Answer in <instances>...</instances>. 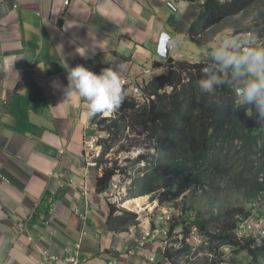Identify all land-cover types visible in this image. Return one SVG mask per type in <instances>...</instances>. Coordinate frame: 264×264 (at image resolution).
<instances>
[{"label": "crops", "instance_id": "1", "mask_svg": "<svg viewBox=\"0 0 264 264\" xmlns=\"http://www.w3.org/2000/svg\"><path fill=\"white\" fill-rule=\"evenodd\" d=\"M197 15L184 0H0V264H40L45 249L77 253L79 264L165 262L160 238L107 229L108 201L85 147L94 115L54 85L68 84L64 56L91 71L123 64L122 77L148 81L169 56L187 54L183 37ZM81 43L95 50L90 58L75 53Z\"/></svg>", "mask_w": 264, "mask_h": 264}, {"label": "trees", "instance_id": "2", "mask_svg": "<svg viewBox=\"0 0 264 264\" xmlns=\"http://www.w3.org/2000/svg\"><path fill=\"white\" fill-rule=\"evenodd\" d=\"M195 3L198 15L189 27V38L200 44L199 36L227 17L246 10L254 0H184ZM241 32V31H236ZM243 32L264 36V20L250 25ZM207 62H189L169 56L166 71L154 76L142 87L148 101L140 104L134 98H125L120 108H135L138 123L145 132L148 145L155 149L156 157L141 154L137 160L150 163L144 175L134 178L131 198L162 189L159 201L174 199L193 185L218 192L222 188H236L248 200H264V123H256L253 112L244 107L236 109L234 91L227 85L216 89L214 95L201 93L197 81L203 78L202 69ZM154 68L160 66L154 62ZM93 124H105L102 130L114 133L118 118L94 115ZM117 139V133L113 141ZM103 141V139H102ZM101 145L102 143H98ZM111 145H105L97 168ZM106 162V161H105ZM125 168L114 162L102 167V174L94 176L98 193L108 190L110 182ZM44 195H49L45 192ZM164 197H162V196ZM106 227L111 232H124L138 224L136 213L108 203ZM216 216L214 220L201 216L169 225L163 256L169 264H178L176 257L191 254L189 238L194 230L205 237L206 256L203 264H215L221 259L222 248L229 247L239 253L247 251L253 258L264 253V242L257 245L252 237L239 240L235 234L238 222L249 216L251 210L233 208ZM119 211V212H117ZM238 216V217H236ZM184 223V224H183ZM181 224V239H172L173 231ZM151 229H155L151 225ZM178 243L175 248L174 244ZM157 264H164L157 262Z\"/></svg>", "mask_w": 264, "mask_h": 264}, {"label": "rangeland", "instance_id": "3", "mask_svg": "<svg viewBox=\"0 0 264 264\" xmlns=\"http://www.w3.org/2000/svg\"><path fill=\"white\" fill-rule=\"evenodd\" d=\"M263 20L264 0H254L246 10L234 16L227 17L221 23L204 31L198 38L200 44L191 41L188 36L184 35L183 38L186 42L181 48H184L187 54H185L182 59L185 58V60L189 62H201V60L205 59L210 61L209 52L211 49H208L206 46L207 44L214 47L225 37L243 38L245 35L249 34V32H243L244 28L259 24ZM236 31L241 32L238 33ZM252 34L258 37L259 40L264 41V36ZM164 66L160 74L166 71V65ZM158 74V71L151 72L148 76V81ZM134 99H136L139 105L148 101L142 93L137 94ZM135 110L136 106L135 108L119 107L111 113H102V115L106 117L118 118V124L120 126L114 129L117 133V139L113 141L115 132L109 134L105 130H102L105 124H95L94 131L96 132V142L94 143L96 144L94 148L90 150L89 155L92 163L90 166L95 171L98 163L96 162V158L101 157L105 145H111L110 150L103 158L104 163L101 164L102 167H109L114 162H117L119 166L125 168V172L117 173L113 179V181L116 180L119 184L118 188L112 187V189L114 194L120 198L117 207L120 209H127L137 215L138 224L130 226L129 229L136 228L137 233H142V236L145 235V237H147L151 225H154L155 229H158V227L168 229L169 225L172 223L185 221L184 223L188 224L189 220H193L199 216L203 219L214 220L216 216L220 214L226 212L232 214L234 212L233 208L252 210L253 213L251 218L255 219L258 215L259 218L263 219L264 223V200H248L243 196L242 192L238 191L236 188L224 187L222 190L216 192L208 188H199V186L193 185L180 196L174 199H163L161 202L159 201V196L161 191H163L162 189L143 196L131 198V188L133 187L132 182L134 178L144 175L150 164L148 160L141 159L136 162H134V160H137L138 156L141 154H149V160L152 161L157 155L155 149L148 145L145 136L146 133L142 132V126L138 123ZM100 142L102 143L101 145L98 144ZM132 199L139 201V203H137L138 207L128 203V201ZM153 233L156 236L158 235L155 232ZM256 237L258 241L264 242L263 235H257ZM181 238L180 224V226L173 231L172 239ZM189 241L192 246L191 254L178 256V258L176 257L178 264H203L206 261V256L212 258V255L208 253L207 250L198 251V249H203L205 247V237H202L196 230L191 234ZM168 245L172 246V242L169 241ZM178 246V243L174 244L175 248ZM214 261L215 264H264V253L257 258H253L247 251L237 253L233 251L232 248L224 247L222 248L221 259H214Z\"/></svg>", "mask_w": 264, "mask_h": 264}, {"label": "clouds", "instance_id": "4", "mask_svg": "<svg viewBox=\"0 0 264 264\" xmlns=\"http://www.w3.org/2000/svg\"><path fill=\"white\" fill-rule=\"evenodd\" d=\"M70 42L76 44L75 39ZM60 46L63 52V45ZM94 51L89 53V45L84 43L77 44L75 47V53L85 59L90 58V54H94ZM68 55H71V53ZM209 60L210 62L207 66L202 69L203 78L197 81V87L200 92L214 95L217 88L227 85L234 91V105L236 109L244 107L247 112L251 111L255 114L256 123H264V41L259 40L258 37L251 33L245 35L243 38L225 37L212 47L209 52ZM62 67L67 72L68 84L67 86L59 84H55L54 86L58 88L62 87L64 95L72 92L77 93L80 98L87 102L88 114L90 116L97 113H111L122 105L125 98H135L137 96L132 95L127 86H124L122 90L121 79L125 77H122L123 64L106 67L98 71L93 69L91 71L83 64L71 67L66 62L64 56ZM147 71L149 72V70ZM147 82L144 80L141 83L142 87ZM95 133L93 124L85 139L88 156L96 143L88 148L86 142L90 138V135L95 137ZM95 172L101 175L102 166L98 169L95 168ZM100 194L106 197L105 192ZM107 201L111 203L108 199ZM112 204L117 206L116 203ZM252 213L251 210L249 216L238 222L235 234L239 240L252 237L256 244L259 245L263 241H258L256 236H264V223L263 219L259 218L258 215L255 219L251 218ZM249 224L251 228L248 227ZM160 229L162 227L151 229L150 226L147 238H160V242L163 244V255L164 248L168 244L167 235L165 237V244L161 233L157 236L153 233ZM129 230L124 232H129ZM143 240L145 241L146 238ZM165 260L164 264H168L167 259Z\"/></svg>", "mask_w": 264, "mask_h": 264}, {"label": "built area", "instance_id": "5", "mask_svg": "<svg viewBox=\"0 0 264 264\" xmlns=\"http://www.w3.org/2000/svg\"><path fill=\"white\" fill-rule=\"evenodd\" d=\"M180 41L177 40L175 44H179ZM101 71V70H100ZM145 72H148V71H145ZM121 85H122V90L124 88V86H127L132 95H137V94H140L142 93V84L137 81L136 79L132 78V77H124L121 79ZM94 142H96V139L94 136L90 135V138L88 139V141L86 142L87 144V147L90 148L92 147V145L94 144ZM119 184L115 181H111L110 182V186H109V190L107 192H105V195L107 197V199L111 202V203H118L120 201V198L117 197L116 194H114V191L112 189V187L114 188H118ZM112 190V191H110ZM110 191V192H109ZM17 227L19 228V230H22L23 227H24V223L22 221H20L18 224H17ZM249 228H251V225L249 224L248 225ZM156 234H162V237H163V240H164V243L166 244V240H165V237L167 235V229H162L161 231L160 230H156L155 232ZM155 236V235H153ZM140 246L143 247V242H140L139 243ZM131 252H133V250H131ZM57 260V262H60V263H64V264H79L78 262V257H77V253H73V254H70L68 256H65L64 258H58V256H55L53 255L51 252H49L48 250H43L42 252V258L41 260L39 261L40 264H46L49 260Z\"/></svg>", "mask_w": 264, "mask_h": 264}, {"label": "water", "instance_id": "6", "mask_svg": "<svg viewBox=\"0 0 264 264\" xmlns=\"http://www.w3.org/2000/svg\"><path fill=\"white\" fill-rule=\"evenodd\" d=\"M169 40V37L168 35L164 32L161 34V37H160V41H159V48H158V51L161 55L163 56H166L168 53L167 51V45H168V41Z\"/></svg>", "mask_w": 264, "mask_h": 264}, {"label": "bare ground", "instance_id": "7", "mask_svg": "<svg viewBox=\"0 0 264 264\" xmlns=\"http://www.w3.org/2000/svg\"><path fill=\"white\" fill-rule=\"evenodd\" d=\"M128 203L131 204V205H135V206L138 207V204L137 203H139V201L136 200V199H132V200H129Z\"/></svg>", "mask_w": 264, "mask_h": 264}]
</instances>
